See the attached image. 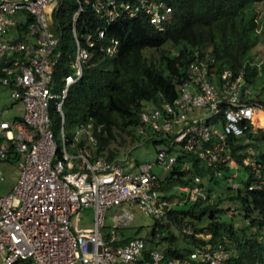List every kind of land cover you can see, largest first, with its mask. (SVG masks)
Wrapping results in <instances>:
<instances>
[{
	"label": "built area",
	"instance_id": "obj_1",
	"mask_svg": "<svg viewBox=\"0 0 264 264\" xmlns=\"http://www.w3.org/2000/svg\"><path fill=\"white\" fill-rule=\"evenodd\" d=\"M173 12L165 0H0V89L7 88L21 105L20 113L0 119V157L16 156L19 167L12 188L0 195V264H231L233 251L225 242L166 257L158 248L148 249L141 236L125 238L120 227L129 224L131 212L121 207L112 213L106 230L104 211L129 202L161 220L173 204L210 201L213 193L189 161L182 168L192 180L176 186L182 199L161 195L153 167L172 169L179 150L214 166L218 175L217 165L228 163L232 181L238 163L228 154V138L264 128V105L255 100L242 70L213 72L209 58L195 51L173 100L139 111L137 132L157 140L152 161L109 160L96 152L94 131L101 125L82 120L71 133L64 112L93 48L107 57L117 53L114 25L144 16L161 30ZM251 160L246 157L245 163ZM257 178L264 181L260 169ZM86 208L92 209V225L81 226ZM181 230L194 233L188 221Z\"/></svg>",
	"mask_w": 264,
	"mask_h": 264
},
{
	"label": "trees",
	"instance_id": "obj_2",
	"mask_svg": "<svg viewBox=\"0 0 264 264\" xmlns=\"http://www.w3.org/2000/svg\"><path fill=\"white\" fill-rule=\"evenodd\" d=\"M168 2L174 12L161 30L155 29L144 16L123 19L114 25L111 32L120 38L117 53L107 57L97 47L93 48L82 77L70 88L65 100L67 123L91 119L95 125H101L99 131H94L96 152L109 160L122 156L116 147L110 146L118 135L128 133L133 141L142 136L136 127L139 111L147 102L161 106L177 95L178 85L187 77L190 61L196 58L195 51L209 58L213 72L224 68L233 72L242 70L247 83L253 87L255 100L264 105V56L254 52L257 45L264 43V12L259 16L264 0ZM147 49L159 51L157 58L153 54L146 55ZM151 142L155 146L157 140ZM228 148V154L238 163L237 170L240 166L243 168L241 175L237 172L232 177L235 186L228 181L234 171L228 163L217 165L222 171L218 175L214 173V166L200 162L195 155L183 150L177 153V164L159 178L161 195L174 199V194L165 191L174 188L177 191L178 184L192 180L182 168V163L189 161L196 173L212 183L205 187L209 194L213 193L210 201L195 198L186 207L173 204L167 209V217L179 228L188 221L194 233L184 234L191 245L176 248L174 243L166 244L161 249L166 257L185 256L193 246L225 242L233 251L231 264H264V181L259 183L261 179L257 178V169H260L264 179V128L246 136H230ZM246 157L252 159L250 163H245ZM1 159L16 160V156L11 158L8 153ZM180 196L178 193L177 197ZM227 211H230L229 216L225 215ZM203 220H206L203 226L197 225ZM162 230L163 224L155 220L148 249L159 246L160 232L163 239L170 237ZM199 233H208L209 237L203 238ZM133 236L136 235L125 238Z\"/></svg>",
	"mask_w": 264,
	"mask_h": 264
},
{
	"label": "rangeland",
	"instance_id": "obj_3",
	"mask_svg": "<svg viewBox=\"0 0 264 264\" xmlns=\"http://www.w3.org/2000/svg\"><path fill=\"white\" fill-rule=\"evenodd\" d=\"M168 1V0H165ZM264 12V8L262 9L260 13ZM9 33H4V36L6 38L9 37ZM69 48L72 50L74 48L73 40H69ZM254 52L258 56H264V43H260L254 48ZM159 51L155 49H147L145 50V54H153L155 58H157ZM251 86V85H250ZM251 88H253L251 86ZM147 105L151 106L153 105L151 101L147 102ZM21 111V105L20 103L13 100L10 96V92L7 88H1L0 89V119H11L14 115L20 113ZM54 119H56V116H53ZM76 122L75 121H69L68 127L69 132L73 133L75 130ZM135 141V140H134ZM133 141V138L128 133H122L121 135H118L115 140H113L110 143L111 147H116L122 156L120 158H126L130 157L131 161L134 162L135 160L139 162L143 161H152L155 158V146L152 144L150 140H146L142 136L139 140ZM130 151V152H129ZM0 170L2 174V178L0 179V195L5 194L8 192L13 184L16 182L18 175H19V167H18V161L15 159L10 160H0ZM153 171L158 175L159 178H163L165 175L168 174V169L164 167H159L155 165L153 167ZM238 174L241 175L243 173L242 166L239 167V170H237ZM203 183L204 185L211 184V182L208 181L207 177H203ZM206 186V188H207ZM164 193V192H163ZM166 194H174L175 198L173 199L175 202H177V199H182V195L180 197L178 196L177 191L175 188L173 190L168 189L165 191ZM191 203V202H190ZM189 204V201L186 202H180L176 205V207L183 208L186 207ZM123 207L128 212H131V220L129 224L125 227H120L121 232L125 235H138L141 236L147 243L148 238L151 235V230L153 228V224L155 219L150 216L146 215L143 212H141L134 204H131L129 202H123L120 205H113V206H107L104 211V221L106 225V230H109L110 226L112 225V213L116 211L122 210ZM226 215V214H225ZM238 220V218H236ZM160 222L163 224V230L162 232L170 235L168 239H163L160 235L162 233L160 232L159 235V246L157 247L159 250L164 249L166 247V244H173L177 245L178 247H184L187 245H191L190 240H188L185 235L182 233L181 228L173 222L172 219L169 217H164L160 220ZM206 223V220L200 221L197 223L199 226H203ZM239 223V221L237 222ZM81 226H89L92 225V209L86 208L82 210V220L80 222ZM28 264H36L34 262H29Z\"/></svg>",
	"mask_w": 264,
	"mask_h": 264
},
{
	"label": "clouds",
	"instance_id": "obj_4",
	"mask_svg": "<svg viewBox=\"0 0 264 264\" xmlns=\"http://www.w3.org/2000/svg\"><path fill=\"white\" fill-rule=\"evenodd\" d=\"M192 226V225H191ZM181 228V227H180ZM182 231V230H181ZM183 234H185L184 232H182ZM200 234L202 233H199L198 236H200ZM204 234V233H203ZM124 235V234H123ZM202 237V236H201ZM204 238V237H203ZM147 243V242H146ZM194 247V246H193Z\"/></svg>",
	"mask_w": 264,
	"mask_h": 264
},
{
	"label": "crops",
	"instance_id": "obj_5",
	"mask_svg": "<svg viewBox=\"0 0 264 264\" xmlns=\"http://www.w3.org/2000/svg\"><path fill=\"white\" fill-rule=\"evenodd\" d=\"M174 247H176V248H180V247H178L177 245H174Z\"/></svg>",
	"mask_w": 264,
	"mask_h": 264
}]
</instances>
